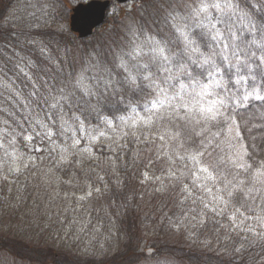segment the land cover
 <instances>
[{
  "label": "snow or ice",
  "instance_id": "snow-or-ice-1",
  "mask_svg": "<svg viewBox=\"0 0 264 264\" xmlns=\"http://www.w3.org/2000/svg\"><path fill=\"white\" fill-rule=\"evenodd\" d=\"M146 3V11L151 8L166 13L170 38L152 33L146 24L132 27L126 34L129 51L121 49L105 55L94 49L70 71L63 66L68 60L67 50L61 58L41 47L40 56L53 65L54 74L47 80L39 75L33 79L19 64L15 66L32 82L29 96L39 108L32 117H25L32 119L31 131L22 129L19 135L26 142L39 141L40 145H54L59 139L64 144L63 152L77 148L82 139L94 144L121 126H150L160 109H171L191 125L186 129V139L192 142L184 148L187 155L178 156L185 171L171 173L176 181L173 188L180 196L176 203L179 211L167 218L169 226L193 239L213 222L241 237L239 247L234 248L241 253L250 243L264 241V207L257 213L253 206L264 191L254 195L255 189L248 187L264 176V161L249 162L257 148L246 143L240 131L245 116L259 121L252 127L264 128V0H193L182 7L170 3L162 7L154 0ZM32 15L38 22H47L48 5L41 4L39 15ZM25 67L41 71L30 59ZM43 71L47 75L49 70ZM125 90L146 96L154 93L141 109L145 117L121 95ZM101 101L117 112L131 107L132 115H103ZM181 111L183 117L179 116ZM93 116L98 123L88 127ZM246 130L251 131L247 125ZM9 143L14 145L15 140ZM32 150L43 152L44 147ZM83 153L91 156V148H84ZM249 236L255 239L250 241ZM152 255L157 264L169 259L155 251Z\"/></svg>",
  "mask_w": 264,
  "mask_h": 264
},
{
  "label": "trees",
  "instance_id": "trees-1",
  "mask_svg": "<svg viewBox=\"0 0 264 264\" xmlns=\"http://www.w3.org/2000/svg\"><path fill=\"white\" fill-rule=\"evenodd\" d=\"M53 2L55 3L54 12L58 16L56 6L61 7L62 5L58 0ZM9 4L10 0H0V81L1 79L2 82L5 81L4 84H0V119L9 126L8 130L1 133L5 143L16 136L17 145L13 150L17 154L22 151V145L29 143L22 139L19 133L24 129L25 124L30 131L31 125H33L32 119L25 120V117H32L33 113L39 111V108L33 102L34 98L29 96L33 90L32 82L23 73H19L15 66L19 64L33 79L39 75L47 80L49 76L53 75V65L40 56L39 49L41 47H46L53 57L61 58L64 57L67 50L68 60L64 63L67 66V71H70L72 67L78 68L82 59H86L89 52L92 51L78 48L72 40L73 35L69 34L67 30L63 32L47 29V26L50 25L47 18V22L44 19L38 22L34 16L31 21L26 15H23L11 25L7 19V13L11 9ZM151 32L159 33V36L165 39L171 36L169 27L164 20L160 21L155 30H151ZM31 41L35 43H31ZM122 45H125L124 49L119 48L111 52H119L121 49L130 50L127 37L125 43L118 46ZM108 53L107 50L105 55ZM259 54L257 52V55ZM20 57H24V61H21ZM109 58L111 59V57ZM29 59L35 61L41 71L37 72V69L25 67ZM125 59L128 58L125 57ZM145 59L146 57L141 62H144ZM44 69L49 70L47 75L44 73ZM119 78L116 77V79ZM39 83L40 81L37 80V86ZM121 95L125 100L132 102V106L136 108L141 117L146 116V113L141 110L145 101L154 98V93L146 96L144 93L133 94L130 90H125ZM112 104L115 106V98H113ZM116 107L123 108L122 105ZM101 111L103 115L110 117L132 115L131 107L127 111L117 112L115 107H107L104 101H101ZM43 115L44 113L40 112V118H43ZM179 116H184L183 111L179 113ZM152 121L155 123L152 128L155 129L149 131V136L148 130L151 125H139L136 129L121 126L119 130L108 133L105 138L95 143L96 152L94 154L96 157L91 154L93 161H85L91 156L83 153L85 147H81V145L62 152L64 144L57 139L54 145H41L44 147L43 152L32 150L40 145L39 141L29 143L34 158L28 163L24 161L25 164H23L22 173L27 175L28 179L24 188L16 190V193L19 194L23 204L30 205L27 212H31L34 204H37L38 209H42L46 204L49 210L52 209V206L61 205L56 189L57 185H60L61 188L65 187L67 179L75 187L73 189H77L76 192L84 191L85 185L90 183L96 185L100 189L99 192L105 195L109 199L108 203L112 205V215L116 221L115 228L119 233L118 238L120 237L115 252L92 256L84 251L82 246L75 251L73 246L69 245L70 243L56 246L49 236L36 238L35 234L30 232L34 230L31 218L25 217L26 214L10 207L11 210L7 216L12 219L9 222L11 225L8 229H0V264H145V261L150 258L156 259L153 264H157V258L146 253L148 248L143 249L144 233L153 235L149 237L148 246H153L152 249L155 252L169 256V259L162 260L166 262H164L165 264H264V241L257 240L254 244L250 243L241 253H236L234 248L239 247L241 237H237L234 232L218 228L213 222H209L206 229L199 230L193 239H189L185 235V239L178 240L172 236L171 231L174 232V229L169 226L167 219L173 214L161 208L156 201L150 205L143 204L141 197L144 195L142 189H139L143 171H151V165L153 167L155 160L166 162L168 156L171 155L173 161L167 163L168 166H172L169 174L175 171L179 175L185 170L178 156L187 155L184 148L192 142L191 139H186L188 136L186 129L191 125L186 124L183 119H179L171 109H160L152 117ZM97 123L98 121L93 116L88 127H94ZM253 123L258 124L259 121H250L249 117L245 116L240 127L245 142L252 143L257 148V154L252 161H249L250 163L264 161V128L252 127ZM246 125L251 131L246 130ZM159 126L167 128L174 134L165 135V147L168 144L171 146L169 150L163 149V154L156 156L153 147L156 146V143L158 145ZM197 130H199L198 127ZM81 143L88 145V141L85 139H82ZM52 148H56V151H50ZM165 151L167 152L165 153ZM35 159L37 163L33 162ZM41 162L48 164V167L44 168L39 164ZM82 162H87V164ZM3 172L4 170L1 169L0 178L6 179ZM46 172L52 175L56 174V180H50L48 184L40 185L39 182ZM224 175L228 180L232 179V176L227 172ZM48 178L52 179L50 176ZM240 179L247 181L249 177L241 176ZM5 182L7 180H3L2 185ZM165 182V194L159 198V201L165 206V202H167L172 206V209L179 211L176 208V203L180 193L178 189L173 188L176 181L170 177ZM216 186L220 187L221 185L217 184ZM248 187L255 189L254 195L264 191V176L258 177L257 181L248 184ZM70 188L72 187L68 188L69 191H71ZM68 195L67 199H62V203L66 207L70 205L72 192H69ZM74 196L77 194L75 193ZM39 199H43L42 202ZM253 206L259 213L264 207V195H259ZM220 219L223 223H228L226 219ZM147 222L151 224L146 226ZM2 224L3 222L0 223L1 226ZM22 229L27 230L22 232ZM27 235H31L32 238ZM253 239L255 238L249 236L250 241Z\"/></svg>",
  "mask_w": 264,
  "mask_h": 264
},
{
  "label": "rangeland",
  "instance_id": "rangeland-1",
  "mask_svg": "<svg viewBox=\"0 0 264 264\" xmlns=\"http://www.w3.org/2000/svg\"><path fill=\"white\" fill-rule=\"evenodd\" d=\"M53 1L54 0H18L12 2L10 0L9 8L11 7V9L7 13V19H9L11 25L13 22L19 20L23 15H26L28 20L30 19L33 21L32 13L40 12V5L46 3L50 13V15L46 17L48 22H50L47 29H54V31L60 30L63 32L67 30L70 34L69 19L72 7L80 2H87L89 0H70L67 4L63 3V6L61 7H59V5L56 6V9H60L58 16L54 12L55 3ZM180 1H184V5L191 4L193 2V0ZM154 2L162 7L169 3L173 7L180 6L178 0H154ZM146 8V0L132 1L127 5L117 7V10L115 9L112 13H110L106 26L97 30L94 36L80 40L73 35L72 40H74L76 46L80 49H86L88 51H93L95 49L97 51H102L104 54H106L107 50L108 52H111L116 51L119 48L124 49L125 45H118L125 43V38L127 37L126 34L128 33L129 28H138L141 25L146 24L150 30H155L156 25L160 23V21L162 22L164 20L162 17L165 16L166 13L163 11L157 12L151 8L146 11ZM64 69L67 71V66L64 65ZM4 83L5 81L3 80L2 82L1 79L0 84ZM154 125L155 123L151 124L150 130H148V136L150 135L149 131L155 129L152 128ZM32 126L33 125H31V127ZM23 127L24 130L30 132L29 127H27L26 124ZM137 127L133 129H136ZM8 128L9 126L5 122L3 123L0 119V173L1 169L2 171L4 170L3 176L6 177V179L0 178L2 180H0V223L3 222L2 226L0 225V229H8L9 225H11L9 222H11L12 219H9L7 214L11 210L10 207H12L15 211L19 210L20 212L26 214L25 217L31 218L34 230L30 232L31 234H35L36 238L49 236L50 239L55 242L56 246L62 243H70L69 245L73 246L72 248L75 251L82 246L83 250L92 256H100L102 253L112 254V252H115L118 248L117 241L120 237L118 238L119 233L115 228L116 221L115 217L112 215V205L108 203L109 199L99 192L100 189L92 183L85 185L84 191L76 192L77 189H73L75 187L72 186L71 181L67 179V185L65 187L61 188L60 185H57L56 189V194L58 195L61 205L52 206V209L49 210L46 204L42 209H38L37 204H32L33 208L31 212H27V208L30 205L23 204L19 194L16 193V190L24 188L25 182L28 179V176L22 173V169L24 168L23 164H25V162H30L34 157L32 156L29 143L22 145V151L15 154L13 148L17 145L16 136L12 137V140H15L14 145H11L9 142L5 143L1 133L4 130H8ZM158 128L157 132L160 131L161 135H158V145L156 143V146L153 147L154 154L156 156L163 154V149L169 150V147L171 146V144H168V146L165 147V135L174 134L173 132L171 133V131L167 130V128L160 126ZM161 137H163V139H161ZM80 145L85 148L90 147L92 154L95 156V143L91 145L89 143L88 145L81 143ZM166 152L167 151H165V153ZM92 159L93 158L91 156L86 158L85 161H93ZM168 161H173L171 155L168 156ZM168 161L160 162V160H155L153 167L151 165V171H143V177L139 189H142V194L145 196L141 197L144 205H150L152 202L156 201L161 208H164L166 211L173 214L178 211L172 209V206L168 205L167 202H165V206L159 201V198L165 194V181L171 177V174L169 173L172 166L167 165V163H170ZM33 162L37 163L36 159L33 160ZM82 163L87 164V162ZM39 164L43 165L44 168L48 167V164L46 163L41 162ZM34 166L36 167V164ZM90 166L91 165L89 163V167ZM145 173H147V179L145 178ZM55 175L56 174L52 175L51 173L46 172L39 184L46 185L50 180H56ZM48 176L52 177V179H49ZM3 180H7L4 185H2ZM69 187H72L70 188L71 191H69ZM62 189H64V192H62ZM97 189H99V191H97ZM69 192H72L71 202L69 203L70 205H67L66 207L64 203H62V199H67ZM75 193L77 196H74ZM89 193L91 194L89 195ZM42 200L43 199H39L40 202H42ZM69 210V213L71 214L68 213ZM143 220L145 222V215L143 216ZM148 224L151 223L147 222L146 226H148ZM18 225L20 224L18 223ZM26 230L27 229H22V232ZM171 233L172 236L178 240L185 239L186 237L184 231L177 232L174 230V232L171 231ZM144 234L143 249L154 248L151 245H147V243L150 242L149 237H152L153 235H148L147 233ZM27 236L32 238L31 235ZM155 261L156 259L150 258L145 261V264H153ZM159 262L160 264L166 263L162 260Z\"/></svg>",
  "mask_w": 264,
  "mask_h": 264
},
{
  "label": "water",
  "instance_id": "water-1",
  "mask_svg": "<svg viewBox=\"0 0 264 264\" xmlns=\"http://www.w3.org/2000/svg\"><path fill=\"white\" fill-rule=\"evenodd\" d=\"M118 1L124 3L129 0ZM109 5V1L93 0L76 6L70 20L71 31L81 39L93 35L95 29L105 22Z\"/></svg>",
  "mask_w": 264,
  "mask_h": 264
},
{
  "label": "flooded vegetation",
  "instance_id": "flooded-vegetation-1",
  "mask_svg": "<svg viewBox=\"0 0 264 264\" xmlns=\"http://www.w3.org/2000/svg\"><path fill=\"white\" fill-rule=\"evenodd\" d=\"M137 1H138V0H137ZM130 2H132V0L129 1V2H127V3H125V4H120V3H118L116 0H111V8H110L111 12H110V13H112L117 7H120V6H123V5H127V4H129ZM116 10H117V9H116Z\"/></svg>",
  "mask_w": 264,
  "mask_h": 264
}]
</instances>
